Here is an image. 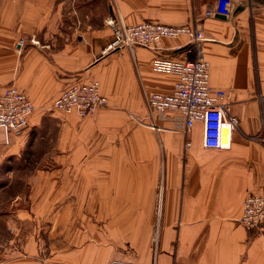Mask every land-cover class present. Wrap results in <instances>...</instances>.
Listing matches in <instances>:
<instances>
[{
	"label": "crops",
	"instance_id": "crops-1",
	"mask_svg": "<svg viewBox=\"0 0 264 264\" xmlns=\"http://www.w3.org/2000/svg\"><path fill=\"white\" fill-rule=\"evenodd\" d=\"M217 1L0 0V90L14 85L33 105L24 133L0 144V179L10 157L33 170L0 212V264H264V226L239 223L245 197L264 194V0H231L228 17H206ZM111 16L201 30L210 86L228 94L238 122L227 148H204L200 123L179 131L175 112L148 116L146 95L176 80L150 62L184 60L186 39L103 54ZM88 79L105 107L44 111Z\"/></svg>",
	"mask_w": 264,
	"mask_h": 264
},
{
	"label": "built area",
	"instance_id": "built-area-1",
	"mask_svg": "<svg viewBox=\"0 0 264 264\" xmlns=\"http://www.w3.org/2000/svg\"><path fill=\"white\" fill-rule=\"evenodd\" d=\"M232 1L218 0L214 8L205 11L206 17L231 14ZM106 26L111 31L112 39L103 54L123 48L131 49L139 45L155 49L163 39H186L185 53L187 58L176 60L155 57L151 60L152 71L176 78L169 93L150 92L146 95L148 116L162 117L168 112H175L176 128L188 134L195 123L202 126V146L207 149H225L223 129L228 136L237 128V119L230 114L229 96L222 89L210 86V65L203 57L201 30L197 26L168 25L143 21L127 25L119 17H108ZM32 44H37L33 39ZM24 44L19 40L18 45ZM264 94V87L262 89ZM107 99L101 95L99 83L88 79L68 85L57 96L49 108L62 115L76 113L80 117L91 115L96 109L105 107ZM33 113V105L14 85L0 90V144L8 145L10 137L20 136L28 127V119ZM154 127L153 123L150 124ZM189 143H186V147ZM240 225L248 232L261 230L264 226V194L250 193L243 201ZM106 264H136L128 258L112 259Z\"/></svg>",
	"mask_w": 264,
	"mask_h": 264
},
{
	"label": "rangeland",
	"instance_id": "rangeland-1",
	"mask_svg": "<svg viewBox=\"0 0 264 264\" xmlns=\"http://www.w3.org/2000/svg\"><path fill=\"white\" fill-rule=\"evenodd\" d=\"M51 107V105L49 106V104H47V106L44 107V111L46 113H50V112H53L52 110H50L49 108ZM53 136L55 137V135L53 134ZM53 137V139H55ZM32 153V152H31ZM29 154L26 156L25 159L27 160H37L38 157H40L39 153H32V154ZM24 156V155H22ZM15 157H10L9 159V163H5V165L2 167L1 169V173L3 174V179H0L2 181L0 182H4V183H7L9 182L10 183V186L6 189H4L3 193L1 192L0 193V212L1 210H4L5 209V201H7L8 197H11L13 196L16 192H18V189L20 191H23L26 190V185L24 184V179H25V175L29 174V172L33 171L32 169H28V170H25L24 173L21 171L22 169L21 168V165H22V160L24 159H20V163L17 164L16 163V159H14ZM17 172H20L22 174H17ZM8 173V175H7ZM10 173H13V174H10ZM3 203V204H2ZM126 258V257H124Z\"/></svg>",
	"mask_w": 264,
	"mask_h": 264
},
{
	"label": "bare ground",
	"instance_id": "bare-ground-1",
	"mask_svg": "<svg viewBox=\"0 0 264 264\" xmlns=\"http://www.w3.org/2000/svg\"><path fill=\"white\" fill-rule=\"evenodd\" d=\"M222 133H223V140H224V142H227L228 130H227L226 127L223 129V132Z\"/></svg>",
	"mask_w": 264,
	"mask_h": 264
}]
</instances>
